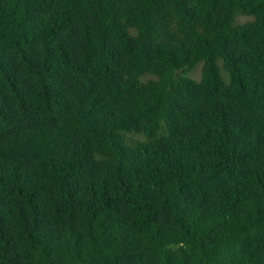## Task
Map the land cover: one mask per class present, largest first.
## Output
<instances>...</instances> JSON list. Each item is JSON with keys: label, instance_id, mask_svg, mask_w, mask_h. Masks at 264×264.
I'll use <instances>...</instances> for the list:
<instances>
[{"label": "trees", "instance_id": "16d2710c", "mask_svg": "<svg viewBox=\"0 0 264 264\" xmlns=\"http://www.w3.org/2000/svg\"><path fill=\"white\" fill-rule=\"evenodd\" d=\"M0 264H264V0H0Z\"/></svg>", "mask_w": 264, "mask_h": 264}, {"label": "rangeland", "instance_id": "374dc122", "mask_svg": "<svg viewBox=\"0 0 264 264\" xmlns=\"http://www.w3.org/2000/svg\"><path fill=\"white\" fill-rule=\"evenodd\" d=\"M200 69L197 70L195 73L193 74H188V75H185L187 78H192V79H196V80H199L200 79Z\"/></svg>", "mask_w": 264, "mask_h": 264}]
</instances>
